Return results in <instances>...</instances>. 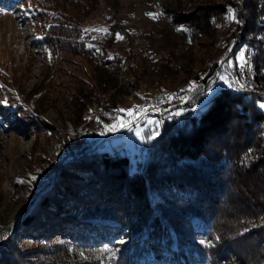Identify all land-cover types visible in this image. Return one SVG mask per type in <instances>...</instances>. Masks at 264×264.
<instances>
[{
	"label": "rangeland",
	"instance_id": "374dc122",
	"mask_svg": "<svg viewBox=\"0 0 264 264\" xmlns=\"http://www.w3.org/2000/svg\"><path fill=\"white\" fill-rule=\"evenodd\" d=\"M229 9L239 23L227 19ZM260 23L264 26V0H0V264H95L112 256L115 248L79 245L22 220L51 184L83 181L68 167L77 158L76 148L118 144L133 162L150 127L129 126L134 114L151 97H163L162 109L217 63L224 62L228 70V52L241 36L264 38ZM78 32L92 53L72 45ZM248 57L247 47L238 50L237 70L229 73L240 80L241 70H249L246 80L254 88L247 89L264 93V70L257 83ZM237 84L240 90L243 83ZM134 107V114L118 111ZM157 121L150 127L154 134ZM113 125L117 130L110 131ZM241 206L236 200L230 210L235 221ZM65 215L72 217H59ZM189 221L193 227L202 224L198 218ZM196 232L204 234L199 245L220 247L209 229ZM258 238L233 245L232 252L264 258L263 235ZM231 258L219 264L247 263Z\"/></svg>",
	"mask_w": 264,
	"mask_h": 264
},
{
	"label": "trees",
	"instance_id": "16d2710c",
	"mask_svg": "<svg viewBox=\"0 0 264 264\" xmlns=\"http://www.w3.org/2000/svg\"><path fill=\"white\" fill-rule=\"evenodd\" d=\"M258 26L264 29L261 23ZM81 36L76 33L72 45L92 53ZM245 47L258 83L264 70V38L241 36L228 52L229 71L224 62L217 63L202 78L195 77L194 85L167 100L162 119L156 118L159 134L150 129L154 121L148 123L133 162L120 153L118 144L101 150L76 148L77 158L70 159L68 167L83 181L51 184L22 224L42 226L41 232H58L79 245L116 249L95 264H219L230 257L261 264L262 254L246 259L232 247L252 236L264 239V110L257 106L264 103V93L243 87L236 93L215 88L220 80L228 82L229 72H236L235 54ZM75 191L83 195L79 198ZM228 193L230 201L225 198ZM236 200L243 210L237 221L229 214ZM66 213L71 219L59 217ZM192 218L202 224L193 227ZM204 227L208 236L215 234L219 248L199 245L197 240L204 234L196 231Z\"/></svg>",
	"mask_w": 264,
	"mask_h": 264
},
{
	"label": "built area",
	"instance_id": "2783aa9c",
	"mask_svg": "<svg viewBox=\"0 0 264 264\" xmlns=\"http://www.w3.org/2000/svg\"><path fill=\"white\" fill-rule=\"evenodd\" d=\"M242 67V65L238 66ZM235 72V70H234ZM235 81H242V76H240V80H233L232 79V73L229 76L228 82L226 84H219V82H216L215 88L220 89V88H235ZM243 83V88H254L251 80L249 82H242ZM155 97H151L150 99L147 100V103L145 105V113L143 116L140 118L138 122H131L129 126H136L140 125L141 123H150L152 122V114L153 113H160L161 114V107H153L152 106V99ZM196 109L194 110V112ZM131 120V119H130Z\"/></svg>",
	"mask_w": 264,
	"mask_h": 264
},
{
	"label": "bare ground",
	"instance_id": "6f19581e",
	"mask_svg": "<svg viewBox=\"0 0 264 264\" xmlns=\"http://www.w3.org/2000/svg\"><path fill=\"white\" fill-rule=\"evenodd\" d=\"M243 67V66H242ZM242 71V74H241V76H242V81H235L236 83H241L242 84V82H247V80H246V76L248 75V71L249 70H247V69H243V70H241ZM246 75V76H245ZM233 79V78H232ZM233 80H238V79H233ZM239 84H237V85H239ZM240 84V85H241ZM229 91H231V92H234V93H236L237 91H238V87H236V85H235V88H227ZM162 99H163V97H155V101H153L152 102V106L153 107H161V101H162ZM196 112V111H195ZM145 113V108H143L142 110H140L138 113H136L137 115H135L134 114V121L135 122H138L139 120H140V118L143 116V114ZM162 116H161V114L160 113H153L152 114V120L153 119H156V118H159V119H162L161 118Z\"/></svg>",
	"mask_w": 264,
	"mask_h": 264
},
{
	"label": "snow or ice",
	"instance_id": "6c2138e0",
	"mask_svg": "<svg viewBox=\"0 0 264 264\" xmlns=\"http://www.w3.org/2000/svg\"><path fill=\"white\" fill-rule=\"evenodd\" d=\"M227 19H228L229 21H234V22H236V23H239V22H240L239 20H237L235 13H234L233 10H231V9L228 10V16H227ZM86 31H87V30H86ZM117 38H118V39L121 38V37H119V34H117ZM240 58H241V59L243 58V54H241V57H240ZM225 82L227 83V81H225ZM260 107H261V108H264V104H261ZM136 110H137V109L134 107L133 109H130V110H123V109H121V110H118V111H127V112H129V113H131V114H134V113L136 112ZM179 114H180L179 112L176 113V115H179ZM119 126L123 127V126H125V125L121 124V125H119ZM109 130H110V131H115V130H117V126H116V125H113V126L110 127ZM101 134H103V133H101ZM158 134H159V133L157 132L156 135H158ZM149 138L151 139V138H154V137H149ZM33 179H35V177H33ZM245 231H247V229H245Z\"/></svg>",
	"mask_w": 264,
	"mask_h": 264
}]
</instances>
